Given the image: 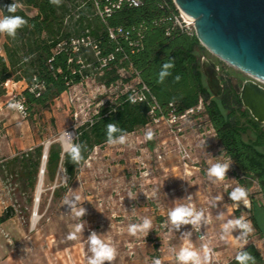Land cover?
Returning a JSON list of instances; mask_svg holds the SVG:
<instances>
[{
  "label": "rangeland",
  "instance_id": "1",
  "mask_svg": "<svg viewBox=\"0 0 264 264\" xmlns=\"http://www.w3.org/2000/svg\"><path fill=\"white\" fill-rule=\"evenodd\" d=\"M26 10L37 14L36 9ZM199 55L200 59L205 56L219 64L226 75L251 78L264 86V81L226 62L206 46ZM26 87L25 81L10 80L8 92L0 101V217L8 208L14 209L13 217L0 225L7 244L1 258L12 256L15 264H87L91 255L87 237L96 231L117 250L112 264H153L155 259L161 264H177L172 250L187 246L201 255L211 250L212 264H228L243 245L234 238L238 231L233 232L234 237L222 238V221L217 219L222 212L224 221L242 217L251 222L254 231L245 247L254 244L264 260V198L260 186L255 178L243 175L225 154L204 105L177 122H171L169 114L140 127L127 134L123 145L106 143L96 147L72 182L64 167H60L55 181H45L44 174L39 195L38 186L35 191L29 190L19 167L7 163L39 144L46 147L59 141L64 147V131L75 130V142L78 128L92 119L101 105L113 102L128 87H107L94 74L71 87L49 107L35 106L27 118L9 106ZM149 130L154 133L150 140L146 138ZM245 138L253 140L251 134ZM217 160H228L232 165L226 178L213 184L206 171ZM238 186L248 192L247 206L229 199V192ZM58 187L60 194L56 196ZM73 195L81 197L80 204L87 212L82 218L83 234L69 240L74 226L83 222L63 205L65 196ZM188 196H192L191 201L183 200ZM216 197L223 199L212 207ZM175 203H191L205 212L208 223L201 226L199 233L193 232L191 239L182 236L192 231L191 225L171 230L168 212ZM253 215L261 234L253 223ZM145 217L152 220L148 235H131L129 226Z\"/></svg>",
  "mask_w": 264,
  "mask_h": 264
},
{
  "label": "trees",
  "instance_id": "2",
  "mask_svg": "<svg viewBox=\"0 0 264 264\" xmlns=\"http://www.w3.org/2000/svg\"><path fill=\"white\" fill-rule=\"evenodd\" d=\"M116 1L60 0L57 4L52 0H18L15 14L23 17L26 25L15 38L0 34V41L4 39L0 45V101L8 92V81H25L27 87L20 96L25 98L27 117L35 106L49 107L56 98L94 74L107 87H128L113 102L101 105L92 119L78 128L74 143L82 146L81 161L73 162L61 142L50 144L45 181H55L60 167L74 181L94 149L108 143L109 123L129 134L152 122L155 102L162 109L156 111L157 116L169 115L171 111L182 115L203 104L223 151L243 175L257 180L264 198V129L243 108L239 97L226 95L219 99L211 93L199 55L204 45L196 31L190 33L178 25L180 10L175 1L139 0V6L125 1L108 14L106 8L113 7ZM12 2L0 0V6ZM26 8L36 9L37 14L31 15ZM86 35L92 36L98 49L83 46L76 51L72 38ZM169 60L175 65L171 75L158 83L161 65ZM132 82L147 85L150 91L146 100L129 99ZM249 134L255 136V141L245 138ZM44 154L45 146L39 144L7 163L19 167L29 190L37 189ZM59 188L54 191L56 196ZM13 214L14 209L8 208L0 217V225ZM252 220L261 234L254 215ZM244 250L255 258V264H264L254 244ZM228 264L237 262L234 258Z\"/></svg>",
  "mask_w": 264,
  "mask_h": 264
},
{
  "label": "clouds",
  "instance_id": "3",
  "mask_svg": "<svg viewBox=\"0 0 264 264\" xmlns=\"http://www.w3.org/2000/svg\"><path fill=\"white\" fill-rule=\"evenodd\" d=\"M53 3H59L60 0H52ZM18 8V0H13L11 4L0 6V10L6 14L0 17V34H7L9 37L15 38L17 31L26 25L27 21L15 13ZM174 63L169 60L161 65L160 71L157 74V82L163 83L164 80L171 75V69L174 68ZM178 80L179 77H176ZM12 109L23 111L22 105L18 102H12L9 105ZM74 134L64 131L61 139L63 140L64 147L73 162H79L82 160V146L73 142ZM107 142L110 145H123L127 142V133L119 129L116 124L109 123L106 126ZM154 133L149 130L146 133L147 139H152ZM204 151L206 148V142L202 145ZM210 155V154H209ZM232 164L228 160L212 163L206 171L207 179L215 184L217 181H223L226 178L227 172L230 170ZM192 196H188L183 200L191 201ZM223 197H216L212 203V207H217L218 202L222 201ZM229 199L236 204H243L247 206L248 192L242 187L238 186L233 188L229 192ZM81 197L79 195H73L71 197L65 196L63 205H67L70 209V213L74 215V218L83 221V217L86 215L87 210L80 204ZM181 201V200H176ZM175 201V202H176ZM217 219L222 221L221 232L222 238L232 235L234 231H238L239 235L233 237L242 243V247L237 251L235 255V261L237 264H255V258L247 251L244 250L247 244L248 237L254 231L251 222L242 218L236 217L224 221L223 213L217 214ZM168 222L171 225L172 231H179L182 226L191 225L192 231H187L182 236L191 239L193 232L199 233L201 226L206 225L208 220L206 218L203 209H196L191 203H175V206L168 212ZM152 229V220L150 218H143L142 222L132 224L128 228V232L135 236L139 233L148 235ZM85 230V223H77L74 226V230L69 234V240L79 239L80 234H83ZM201 239H204V235H200ZM87 243L89 247L90 256L87 258V264H112L117 256V250L112 244L106 242L101 238L100 234L96 231L90 232L87 237ZM26 248L24 249V251ZM175 256L177 264H212L211 250L205 251L203 255L191 246L181 247L178 251L172 250ZM153 264H161L159 259H155Z\"/></svg>",
  "mask_w": 264,
  "mask_h": 264
},
{
  "label": "water",
  "instance_id": "4",
  "mask_svg": "<svg viewBox=\"0 0 264 264\" xmlns=\"http://www.w3.org/2000/svg\"><path fill=\"white\" fill-rule=\"evenodd\" d=\"M195 22L201 43L235 67L264 80V0H174ZM211 92L218 96L219 68L203 62ZM244 105L264 123V86L251 81L242 90ZM49 147H45L46 167ZM41 168L39 181L45 168Z\"/></svg>",
  "mask_w": 264,
  "mask_h": 264
},
{
  "label": "built area",
  "instance_id": "5",
  "mask_svg": "<svg viewBox=\"0 0 264 264\" xmlns=\"http://www.w3.org/2000/svg\"><path fill=\"white\" fill-rule=\"evenodd\" d=\"M125 1H129L132 5L135 6H139L140 5V1L139 0H117L114 4L113 7H107L106 8V12L108 14H110L113 10V8H120L122 6V4ZM179 8V7H178ZM180 15L177 17V23L178 25L183 29L186 30L190 33H193L194 31H196L195 28V22L194 20L189 17L187 14H185L180 8ZM111 35L112 37H115V32L112 30L111 31ZM72 44L74 46V49L76 51H79L81 47L86 46V47H93L94 49H98V45L96 44L95 40L92 38L91 35H86L83 37H79V38H72ZM139 83H141L142 81L139 80ZM10 81L7 83L9 85ZM129 90H131L130 94H129V99L132 102H138V101H144L147 99V93L150 91L149 88L147 87V85L145 83H142L141 85L137 86V85H131L129 87ZM16 102H18L19 104L22 105L23 111L18 110V112L23 116V117H27L28 115V111H27V106L25 103V98L20 96ZM203 104H200L197 107H193L191 109H189L187 112H185L182 115H177L174 111H171L170 113V120L171 122H177L179 119L181 118H187L188 116H191L194 112H196V110H200V108L202 107ZM161 109V106L155 102L153 108H152V115H153V120L152 122H156L159 121L160 118L165 117V115L162 116H157L156 115V111ZM173 117V118H172ZM68 133L74 134V136L76 135V131L72 130V131H67Z\"/></svg>",
  "mask_w": 264,
  "mask_h": 264
},
{
  "label": "flooded vegetation",
  "instance_id": "6",
  "mask_svg": "<svg viewBox=\"0 0 264 264\" xmlns=\"http://www.w3.org/2000/svg\"><path fill=\"white\" fill-rule=\"evenodd\" d=\"M203 62H206L207 64L211 65V63H215L218 68H219V75H218V80H219V84L221 85V92L218 96H215L212 92V94L219 99L224 98L226 95H235L237 97H239L242 100V90L245 87L246 84H249L251 81H255L254 79L251 78H242L239 76H235V75H230V74H225L224 70L221 68V66L219 64H217L216 62L212 61L211 59L203 56L201 58V64L203 67ZM205 75V74H204ZM205 80L207 83V86L209 88V84H208V78L205 75ZM256 82V81H255ZM210 89V88H209ZM211 91V90H210ZM243 102V100H242ZM243 108L244 109H248L250 111L249 108H247L244 103H243ZM251 112V111H250ZM252 114V113H251ZM255 118V117H254ZM257 120V119H256ZM258 121V120H257ZM261 123V122H260ZM263 129H264V123H261ZM253 140L255 141V136L252 135Z\"/></svg>",
  "mask_w": 264,
  "mask_h": 264
},
{
  "label": "crops",
  "instance_id": "7",
  "mask_svg": "<svg viewBox=\"0 0 264 264\" xmlns=\"http://www.w3.org/2000/svg\"><path fill=\"white\" fill-rule=\"evenodd\" d=\"M6 245L7 244L4 241V239L2 238V235L0 233V264H15V262L13 261V257L12 256H8V257H6L4 259L1 258L4 255V249H5Z\"/></svg>",
  "mask_w": 264,
  "mask_h": 264
},
{
  "label": "bare ground",
  "instance_id": "8",
  "mask_svg": "<svg viewBox=\"0 0 264 264\" xmlns=\"http://www.w3.org/2000/svg\"><path fill=\"white\" fill-rule=\"evenodd\" d=\"M254 78H257V79H259V80H262V81H264L263 79H261V78H258V77H256V76H253ZM43 167L46 169V167L43 165ZM44 174H45V171H44V173L41 175V179H40V181H39V185H38V193H39V195H40V193L42 192V187H43V181H44ZM38 195V194H37ZM39 195H38V197H39ZM38 200V199H37Z\"/></svg>",
  "mask_w": 264,
  "mask_h": 264
}]
</instances>
